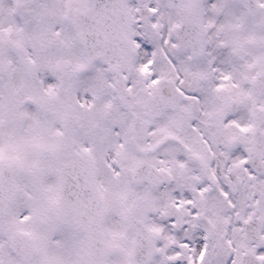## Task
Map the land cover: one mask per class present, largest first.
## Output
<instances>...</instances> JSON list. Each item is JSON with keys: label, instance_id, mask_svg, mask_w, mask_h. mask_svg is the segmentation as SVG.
Masks as SVG:
<instances>
[{"label": "snow or ice", "instance_id": "snow-or-ice-1", "mask_svg": "<svg viewBox=\"0 0 264 264\" xmlns=\"http://www.w3.org/2000/svg\"><path fill=\"white\" fill-rule=\"evenodd\" d=\"M0 264H264V0H0Z\"/></svg>", "mask_w": 264, "mask_h": 264}]
</instances>
